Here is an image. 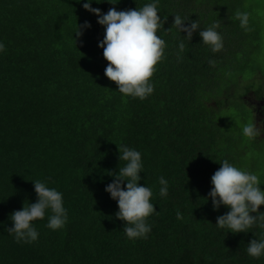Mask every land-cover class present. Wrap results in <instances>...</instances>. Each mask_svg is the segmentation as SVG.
Wrapping results in <instances>:
<instances>
[{"label":"trees","instance_id":"obj_1","mask_svg":"<svg viewBox=\"0 0 264 264\" xmlns=\"http://www.w3.org/2000/svg\"><path fill=\"white\" fill-rule=\"evenodd\" d=\"M245 1L160 0L158 15L167 19L158 35L167 47L151 78L153 94L140 100L104 76L107 61L97 47L104 28L83 9L85 0H0V264H264L246 253L264 230L233 234L215 226L229 209L214 211L208 198L225 159L264 183V139L242 135L252 112L241 96L264 93L257 78L245 79L260 46L257 25L250 20L245 31L234 19L236 10L251 14ZM97 2L91 7L105 14L151 0ZM177 13L198 20L201 30L218 19L223 50L212 53L197 30L178 61ZM85 21L91 27L77 39L75 26ZM121 144L141 152L138 186L153 190L147 239L125 236L117 204L104 191L123 166ZM161 176L167 197L158 194ZM38 179L63 193L68 221L50 230L47 213L34 222L36 242H17L7 231L10 215L36 202L31 181Z\"/></svg>","mask_w":264,"mask_h":264},{"label":"clouds","instance_id":"obj_2","mask_svg":"<svg viewBox=\"0 0 264 264\" xmlns=\"http://www.w3.org/2000/svg\"><path fill=\"white\" fill-rule=\"evenodd\" d=\"M97 0H85L82 7L85 11L97 17V24L104 28V37L97 45L103 49V59L107 61L104 76L117 86L118 92L125 97L144 100L154 92L152 77L156 65L164 59L167 47L165 40L158 35L163 29L167 17L161 18L160 0H151L141 8L134 10L117 11L110 8L102 14L98 8H92ZM81 3V0H76ZM116 4V3H111ZM174 17L172 26L178 32L177 60H182L185 49L184 41L192 39L193 34L199 30L201 43L208 46L212 53H218L224 48V37L218 31L221 27L217 19L207 28L201 30L198 20L189 21L190 16L179 13ZM234 19L239 21V27L251 31L249 24L250 13L236 10ZM91 25L85 21L78 28L75 26L73 34L79 39L82 30L89 29ZM168 31V30H167ZM165 31V32H167ZM180 33H184L182 38ZM6 52V46L0 41V54ZM209 66L214 67L216 61L209 59ZM242 135L249 141H255L264 136V120L257 122L254 119L242 127ZM118 148V147H117ZM120 164L118 174L114 175L104 191L117 204L116 218L125 222L123 232L130 240L147 239L152 231L148 218L156 214L152 203L153 190L148 186H138L144 166L142 154L135 148L121 144L118 148ZM220 168L211 177V199L214 211L221 206L229 209L226 214L218 216L215 226L228 229V232L248 233L249 229L257 227L264 230V213L258 212L264 205V191L259 185L258 174L235 166L227 159L223 160ZM113 175L112 173H108ZM37 196L35 203L25 202L21 210L14 211L10 217L12 227L7 229L17 242L33 243L39 238L35 221L43 220L47 213L46 227L50 230H61L68 221V212L64 207L63 193L55 187H49L47 181H31ZM126 182V183H125ZM159 196L167 197L169 182L163 176L159 177ZM124 185V187H122ZM256 214V215H251ZM179 216V213L177 214ZM246 253L254 259L264 257V237L251 240Z\"/></svg>","mask_w":264,"mask_h":264},{"label":"rangeland","instance_id":"obj_3","mask_svg":"<svg viewBox=\"0 0 264 264\" xmlns=\"http://www.w3.org/2000/svg\"><path fill=\"white\" fill-rule=\"evenodd\" d=\"M245 4L251 10L250 20L257 25L260 32V46L258 51L250 58L254 60L253 71L247 74L245 79L249 82L257 78L261 82L260 87L264 89V0H246ZM254 87H258L257 81L254 83ZM251 121L252 119L249 118L248 122ZM261 138L264 139V137ZM256 152L260 153L259 151Z\"/></svg>","mask_w":264,"mask_h":264},{"label":"flooded vegetation","instance_id":"obj_4","mask_svg":"<svg viewBox=\"0 0 264 264\" xmlns=\"http://www.w3.org/2000/svg\"><path fill=\"white\" fill-rule=\"evenodd\" d=\"M241 98L242 102L247 105L252 112V120L254 117L257 122L264 120V93L252 89L243 94Z\"/></svg>","mask_w":264,"mask_h":264}]
</instances>
